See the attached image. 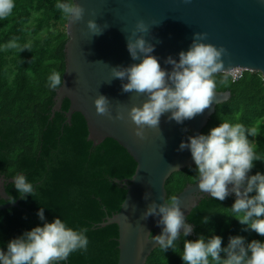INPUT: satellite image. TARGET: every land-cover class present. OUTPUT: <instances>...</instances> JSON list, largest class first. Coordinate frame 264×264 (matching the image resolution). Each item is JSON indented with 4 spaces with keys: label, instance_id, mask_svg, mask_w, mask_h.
Listing matches in <instances>:
<instances>
[{
    "label": "trees",
    "instance_id": "obj_1",
    "mask_svg": "<svg viewBox=\"0 0 264 264\" xmlns=\"http://www.w3.org/2000/svg\"><path fill=\"white\" fill-rule=\"evenodd\" d=\"M68 0H13L12 12L0 19V177L5 192L17 209L0 213V249L34 227L59 218L75 231L87 229V250H77L57 264H118V229L102 228L121 208L126 191L116 182H130L136 166L118 144L105 140L93 146L82 117L73 114L70 124L64 100L58 113L52 114L56 90L48 87V76L55 69L64 72V45L67 20L56 4ZM15 41L16 48L4 47ZM25 46H28L27 48ZM23 50V51H22ZM227 77V83L220 81ZM218 93H229V100L214 108L201 135L222 122L242 123L256 135L247 138L264 160V80L259 74L243 73L240 79L215 75ZM264 175V161H254L249 176ZM22 174L33 185V193L23 197L12 180ZM196 167L172 174L165 183L166 201L178 196L187 186L198 183ZM14 182V181H13ZM255 195V193H251ZM236 197L224 201L204 198L186 223L192 235L181 237L172 249H156L146 264H185L181 259L183 241L201 236L222 238L226 248L230 237H242L245 243L264 242V237L239 223L230 209ZM6 203L0 200V207ZM43 207L44 221L37 213ZM207 217L208 222L202 223ZM225 258V253H220ZM211 259V258H209Z\"/></svg>",
    "mask_w": 264,
    "mask_h": 264
},
{
    "label": "water",
    "instance_id": "obj_2",
    "mask_svg": "<svg viewBox=\"0 0 264 264\" xmlns=\"http://www.w3.org/2000/svg\"><path fill=\"white\" fill-rule=\"evenodd\" d=\"M85 9L83 19L65 29L64 72L61 89L56 91L52 114L58 113L62 102H69L67 122L73 114L82 117L90 133L88 141L93 146L111 140L126 152L136 166L130 182H116L126 191L120 211L107 220V227L118 229V264H146L151 254L159 248L152 236L162 233L158 216L143 219L148 206L165 203L164 190L167 179L174 173L196 167L189 149L179 150L188 137L201 135L217 105L229 100V93H218L213 103L202 114L178 124L169 120L170 112L160 118L159 128H144V139L134 135L136 126L128 118L133 106H142L146 97L135 92L125 93L122 84L127 79H113L112 68L139 64L127 50V37L136 32L154 45L155 56L165 71L172 66L165 63L168 57L179 62V53L187 52L194 33H207L202 41L216 48L224 47V70L215 75H230L235 71L259 74L264 80V0H73ZM89 20L99 28L108 27L100 35L88 29ZM143 21L149 29L136 31ZM135 39V37H133ZM142 59V58H141ZM214 75V76H215ZM103 95L109 100L113 119L97 115L94 100ZM124 120H116L117 113ZM5 178L0 177V199L10 204L0 207V213L18 208L5 193ZM9 184L14 183L12 180ZM232 186L229 185V188ZM145 193L149 198L144 199ZM229 196L235 197L234 193ZM179 206L186 218L204 198L198 184L187 186L178 196ZM183 229H181V235ZM192 232L188 235L191 236ZM0 251H2L0 249ZM5 254L7 252L3 251Z\"/></svg>",
    "mask_w": 264,
    "mask_h": 264
},
{
    "label": "clouds",
    "instance_id": "obj_3",
    "mask_svg": "<svg viewBox=\"0 0 264 264\" xmlns=\"http://www.w3.org/2000/svg\"><path fill=\"white\" fill-rule=\"evenodd\" d=\"M13 8V0H0V19L6 18ZM56 8L61 10L63 18L68 21V27L80 22L85 12L73 0L58 2ZM87 27L93 35H100L108 25L101 29L95 21L89 20ZM136 31L146 33L149 29L140 21L136 25ZM206 39L207 33H194L189 50L179 53V62L172 57L165 60L166 64L172 66L168 72L151 55L154 45L148 43L143 35L137 36L133 32L132 36L127 37V50L131 58L141 62L126 68L114 67L112 76L121 81L127 79L128 82L122 84L123 92H135L146 97L142 106H133L128 112V118L136 126L134 135L137 138H145V127L159 128L160 118L167 112L171 113L168 117L170 121L180 124L202 114L213 103L217 87L213 76L225 71L222 58L227 55V49L203 43ZM17 46L13 40L4 47ZM220 83L226 84L227 77ZM61 84L60 72L53 69L48 76V87L60 90ZM94 105L97 115L113 119L107 97L98 95ZM124 118L119 112L115 116L116 120ZM255 135L254 129H248L242 123L225 121L212 128L208 135L189 136V142H181L179 150H190L198 173L200 192L209 193L219 201H224L230 193H234L236 199L230 210L236 214L235 219L264 237V175L259 172L248 175L254 167V161H264L256 154L255 144L247 138ZM12 179L21 197L33 193V185L24 175L17 174ZM229 185L232 187L229 188ZM251 193L255 195L250 196ZM149 195L145 193L144 199L147 200ZM37 215L44 221L43 207ZM149 216L160 217L157 225L163 226L162 233L152 236V241L164 250L174 248L175 242L181 237V229L183 237L193 231L192 226L185 222L176 195L165 200L163 205L151 203L144 212L143 219L146 220ZM207 222L208 218L205 217L202 223ZM86 231L84 228L75 231L66 227L59 218L51 223L44 222L42 227H34L9 241L7 253L0 251V264H57L77 250H87L89 241ZM221 244L220 236H212L207 242L203 236L195 241L184 240L181 259L185 264H264V242L260 240H252L246 244L242 237L237 236L229 238L226 248L222 249ZM222 251L225 258H221Z\"/></svg>",
    "mask_w": 264,
    "mask_h": 264
},
{
    "label": "built area",
    "instance_id": "obj_4",
    "mask_svg": "<svg viewBox=\"0 0 264 264\" xmlns=\"http://www.w3.org/2000/svg\"><path fill=\"white\" fill-rule=\"evenodd\" d=\"M242 74H243L242 71H235V72L231 73L229 76L238 80L241 78Z\"/></svg>",
    "mask_w": 264,
    "mask_h": 264
},
{
    "label": "flooded vegetation",
    "instance_id": "obj_5",
    "mask_svg": "<svg viewBox=\"0 0 264 264\" xmlns=\"http://www.w3.org/2000/svg\"><path fill=\"white\" fill-rule=\"evenodd\" d=\"M13 184V183H12ZM6 193V192H5ZM7 195V194H6ZM11 199V198H10ZM1 200V199H0ZM12 200V199H11ZM1 201H3V200H1ZM3 202H5V201H3ZM13 202V201H12ZM18 202V201H17ZM6 204L5 205H8V204H10V202H5ZM13 203H16V202H13ZM4 205V206H5ZM19 205V204H18ZM2 207V206H1ZM19 207V206H18ZM17 209V208H16Z\"/></svg>",
    "mask_w": 264,
    "mask_h": 264
}]
</instances>
